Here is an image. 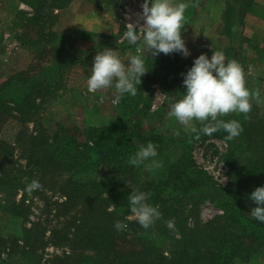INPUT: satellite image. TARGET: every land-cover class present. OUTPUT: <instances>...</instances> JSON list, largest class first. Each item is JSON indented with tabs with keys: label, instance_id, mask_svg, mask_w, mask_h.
I'll return each mask as SVG.
<instances>
[{
	"label": "trees",
	"instance_id": "1",
	"mask_svg": "<svg viewBox=\"0 0 264 264\" xmlns=\"http://www.w3.org/2000/svg\"><path fill=\"white\" fill-rule=\"evenodd\" d=\"M31 8L16 11L17 37L34 54L31 69L15 70L0 81V128L18 123L15 136L0 139V264L5 256H21L29 264H238L264 257V222L250 216L249 194L264 185V113H228L219 119L240 121V134L227 140L223 129L211 135L186 129L168 134L152 119L153 85L159 83L169 103L186 88L183 74L194 60L179 52L145 55L146 69L135 95L122 94L119 113L109 122L69 128L43 122L45 102L64 88L72 69L88 61L68 33L55 29L56 10L72 0H20ZM227 0V26L236 25L240 3ZM198 2L199 0H195ZM226 9V12H227ZM184 37V27L182 29ZM231 58L233 48H229ZM35 56V57H34ZM230 60V59H229ZM228 61V60H226ZM33 62V61H32ZM202 124L197 127L199 130ZM209 138L227 142L226 185L194 158L195 144ZM157 146L159 167L129 163L141 145ZM33 179L36 190L49 189L61 197L54 201L58 223L47 229L44 221L30 219L26 197L20 191ZM149 194L161 217L145 229L131 217L128 195ZM219 212L207 220L202 205ZM2 214L13 216L8 233ZM127 228L118 231L115 222ZM174 221L169 228L167 222ZM49 231V238L47 233ZM8 233V234H7ZM49 244L62 253H47ZM48 255V256H47Z\"/></svg>",
	"mask_w": 264,
	"mask_h": 264
},
{
	"label": "rangeland",
	"instance_id": "2",
	"mask_svg": "<svg viewBox=\"0 0 264 264\" xmlns=\"http://www.w3.org/2000/svg\"><path fill=\"white\" fill-rule=\"evenodd\" d=\"M194 1L187 0L188 7L184 13L183 38L190 50V55L184 57L194 60L201 53H207L211 57L213 51L220 50L224 53L225 60H237L244 70L246 86L254 97L251 100V108L258 107L264 113V44H261L259 39V31L256 30L255 36L244 34L247 14L263 12L264 0H254L250 6H247L245 1L240 3L237 9L239 16L232 28L227 26V0H199V3ZM142 4L143 0H72L67 7L56 10L59 18L55 29L68 33L79 49L78 54L84 56L88 62L74 67L64 88L45 102L42 120L50 130L59 122L72 129L100 125L109 122L119 113L118 102L113 103L117 95L114 88L89 92L87 80L98 51L105 47L114 48L127 62L131 55L136 54L137 47L142 46L141 40L130 44L126 39H122L127 24L132 23L137 27L143 24ZM19 8L31 11V8L20 0H0V81L15 70H32L34 66V54L23 46L17 37L15 15ZM252 20L248 21L250 29L253 28L250 26ZM230 47L233 48V53L231 58H227ZM147 53L148 50H145L144 54ZM153 88V108L159 110L152 119L155 127L168 134H178L188 129L174 117L167 115L171 101H165L160 84H154ZM185 90L186 88L175 95L179 98ZM193 123L196 128L202 124L199 121ZM17 129L16 121H7L4 127L0 128V139L11 140ZM227 147L225 140L209 138L197 142L193 152L197 164L205 168L220 185H226L228 179V167L224 159ZM23 197H26V202L31 207V220L44 221L43 225L47 229L58 223L54 216V201L61 197L58 192L49 189H34L27 193L20 191L18 199ZM218 212V208L213 204L206 203L200 208V217L207 220ZM1 217L6 220L4 226L10 233L16 226V219L4 214ZM131 218L134 216L131 215ZM49 234L48 231L47 238ZM45 251L62 253V248L49 244ZM5 257L3 264H29L21 256ZM238 264H264V257L248 262L238 260Z\"/></svg>",
	"mask_w": 264,
	"mask_h": 264
},
{
	"label": "clouds",
	"instance_id": "3",
	"mask_svg": "<svg viewBox=\"0 0 264 264\" xmlns=\"http://www.w3.org/2000/svg\"><path fill=\"white\" fill-rule=\"evenodd\" d=\"M187 7V0H143V24L140 27L127 24L122 37L130 44L141 40L142 46L137 47L136 54L131 55L127 62L114 48L105 47L98 51L87 80L88 91L94 93L113 87L117 94L113 103H116L122 94L137 93V85L141 84V77L148 71L145 50L152 57L161 52L168 54L175 51L185 56L190 55L182 36ZM183 76L186 90L181 92L178 99H173L167 115L174 117L197 136L200 133L211 135L223 129L227 133V140L237 137L242 131L240 121L218 117L231 112L248 113L251 110V100L254 97L246 86L241 64L235 59L226 62L225 55L220 50L213 51L211 57L207 53H201L194 58L192 66ZM194 121L202 123L199 130ZM157 155V146L149 141L139 147L129 163L138 165L147 161L148 166L159 167L160 162L155 159ZM40 187V181L33 179L26 185V190L32 191ZM148 196L145 191L133 190L127 197L131 215L145 229L162 215L158 205L148 202ZM249 196L255 204L251 207L250 216L264 222V185L256 186ZM129 218L131 217L126 219ZM114 226L120 231L127 228V223L117 220ZM167 226L174 227V221L169 220Z\"/></svg>",
	"mask_w": 264,
	"mask_h": 264
},
{
	"label": "crops",
	"instance_id": "4",
	"mask_svg": "<svg viewBox=\"0 0 264 264\" xmlns=\"http://www.w3.org/2000/svg\"><path fill=\"white\" fill-rule=\"evenodd\" d=\"M260 2V0H257ZM253 19V20H252ZM247 21V24L245 23V30L244 34L247 36H255L257 35V31H259V39L261 41V44H264V11L261 13H248L247 17L245 19ZM252 20V23L250 26H253L252 29L248 27L249 23L248 21ZM218 24L216 25V28Z\"/></svg>",
	"mask_w": 264,
	"mask_h": 264
}]
</instances>
